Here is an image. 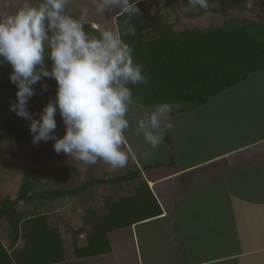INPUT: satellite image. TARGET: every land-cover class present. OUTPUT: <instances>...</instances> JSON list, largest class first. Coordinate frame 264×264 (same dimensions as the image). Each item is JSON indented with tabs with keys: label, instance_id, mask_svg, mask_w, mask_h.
I'll use <instances>...</instances> for the list:
<instances>
[{
	"label": "crops",
	"instance_id": "crops-1",
	"mask_svg": "<svg viewBox=\"0 0 264 264\" xmlns=\"http://www.w3.org/2000/svg\"><path fill=\"white\" fill-rule=\"evenodd\" d=\"M249 92L240 98H218L231 95L222 92L203 107L183 106L172 114L179 107L174 108L169 115L173 131L165 133L163 143L147 160L140 153L149 146L129 130L127 166L113 170L99 161L90 174L134 171L138 177L99 184L80 194L90 193L95 213L102 215L107 203L135 196L145 182L160 211L109 231L110 250L99 255L75 258L71 242L67 247L61 234L64 260L51 264H264V98H259L261 110L251 107L243 113L242 99L248 103L253 91ZM136 109L134 105L132 111ZM235 109L240 115L232 114ZM132 111L130 119L140 114ZM39 209L43 213L42 206ZM90 232L87 224L79 243ZM14 247L18 245L10 249Z\"/></svg>",
	"mask_w": 264,
	"mask_h": 264
},
{
	"label": "trees",
	"instance_id": "trees-1",
	"mask_svg": "<svg viewBox=\"0 0 264 264\" xmlns=\"http://www.w3.org/2000/svg\"><path fill=\"white\" fill-rule=\"evenodd\" d=\"M155 2H161L158 7ZM177 12L168 0H141L140 14L128 16L119 11L112 17L94 14L91 0H72V8L89 7L90 18L86 31L93 32L92 24H106L118 31L121 38L133 48V58L144 66L149 82L133 87L136 103L150 107L157 103L184 102L186 108L203 107L250 75L264 72V0H257L259 15L256 18L243 16L249 8L247 0H209L208 9L192 8L188 0H175ZM232 13L220 22L205 25H189L188 21L207 14ZM207 15V17H206ZM178 16L187 20L186 27H179ZM184 26V25H183ZM51 68V61H46ZM0 70L8 77L12 71L7 62L0 63ZM47 91H35L32 99H54L57 85L54 79L44 78ZM185 109H175L172 114ZM170 163V162H169ZM158 164V163H156ZM168 164V163H167ZM154 164H151L152 166ZM64 169L65 167L62 166ZM71 170L67 169L65 175ZM55 169H31L23 174L17 195L0 200V219L12 229L10 236L21 240L13 250L0 240V264H51L64 260V239L58 228L50 225L47 216L39 212L26 215L15 206L24 200H55L78 195L99 184L121 183L138 177V172L129 171L117 176H93L88 173L75 187H45L33 190L32 176H53ZM47 184V181H46ZM42 204H39V208ZM107 211L97 215L93 207L87 208L91 219V232L79 243L77 235L83 229L69 230L75 258L107 253L110 250L107 234L114 229L148 219L160 208L145 182L137 187L135 196H121L106 204ZM40 210V209H38Z\"/></svg>",
	"mask_w": 264,
	"mask_h": 264
},
{
	"label": "clouds",
	"instance_id": "clouds-1",
	"mask_svg": "<svg viewBox=\"0 0 264 264\" xmlns=\"http://www.w3.org/2000/svg\"><path fill=\"white\" fill-rule=\"evenodd\" d=\"M192 8L208 9L209 0H188ZM72 0H21L12 9L0 4V63L10 64L9 80L16 85V99L9 110L30 121L32 143L54 141L57 154L92 166L102 161L111 169L125 168L131 149L127 133L142 136L149 147L140 153L145 160L174 129L169 119L173 104L165 101L147 108L136 105L133 87L147 84L144 66L134 61L133 48L119 32L106 24L86 31L90 10H69ZM139 0H91L94 14L114 10L128 16L140 14ZM51 61V68L46 61ZM54 79L55 98L42 107L38 118L28 109L34 85ZM47 91L48 84H42ZM140 112L130 119L133 106ZM176 107H179L176 105ZM59 111L65 126L56 135Z\"/></svg>",
	"mask_w": 264,
	"mask_h": 264
},
{
	"label": "rangeland",
	"instance_id": "rangeland-1",
	"mask_svg": "<svg viewBox=\"0 0 264 264\" xmlns=\"http://www.w3.org/2000/svg\"><path fill=\"white\" fill-rule=\"evenodd\" d=\"M168 1L179 15L175 0ZM3 2L4 0H0V4ZM7 2L11 5L12 9H14L19 5L21 0H7ZM247 3L249 4V8L245 13H242V15L253 19L258 17L259 7L257 5V0H247ZM159 5H161V2L154 3L155 7H158ZM72 9L74 10V14H79L80 10L78 7H74ZM117 12L118 10H114L107 13L106 17L108 19L112 18ZM231 14L232 13L229 12L224 14H207L208 17L207 15L206 17L209 18L208 20L205 19V17H200L189 20L188 24H214L216 22H220ZM178 18L179 27L177 28L186 27L187 20L182 16H178ZM96 25L97 24L95 23L92 24L93 27ZM42 84H44L43 81L34 85L35 91H42ZM248 90L253 91V97L250 95L251 98L248 103L245 102V99H242V101H244L243 107L245 108L243 113H246V111L251 107L261 110L262 102L259 98H264V72L250 75L242 83L224 91L230 92L231 95H225L227 93H224L218 98H228L229 96H237L240 98V96L245 92L250 94ZM15 93L16 85L10 82L8 75L4 71L0 70V200L4 197L11 199L17 195L19 185L23 180V174L28 168L38 169L40 171L44 169H55L54 175L50 177L43 176L40 173L33 175L31 180L33 190L40 191L45 187L69 188L77 186L81 180L86 179L88 173H92V167H84L81 165V162L70 159L64 153L57 154L53 149L54 141L52 140H49L48 142H41L39 145H34L31 142L32 136L29 131L30 121L18 117L14 112L9 110L10 103L16 99ZM47 102L48 100L45 99L37 100L30 98L28 109L38 118L39 112ZM217 103L220 102L217 101ZM176 105L184 107L189 106V104L184 102H176L173 103V109L176 108ZM237 109L233 110L232 114H235V112L239 114L240 112ZM132 112H137V109ZM55 119L57 122V128L55 130L56 135L62 136L65 131V126L58 110ZM171 121L173 122L174 120L172 119ZM227 121L228 123L229 121L231 122L229 119ZM243 122L242 126L247 124ZM206 133L208 141L209 133L207 131ZM130 136L132 137L133 135ZM62 166H64L65 169ZM67 169H70L71 171L68 175H65L64 173ZM94 173L98 174L99 171L95 170ZM105 202L106 201H104V204ZM39 204H42V211L47 216L50 225L58 228L59 231L61 230V234L66 238L64 239L67 242V247L71 246V234L68 232L69 230L77 228H73L74 226L84 229L87 224H91V219L88 217V213L86 211L88 207H93V196L90 193H86L82 196L81 194H78L75 196L65 197L57 201L45 200L42 203L36 200H24L15 206V208L17 210H22L26 215H32L38 213ZM11 234L12 229L8 223H6L5 220L0 219V240L7 248H11V246H19L21 244V240H19V238H17V241L14 243L13 240H15L16 237L14 235L10 236ZM78 237L79 235H77V238Z\"/></svg>",
	"mask_w": 264,
	"mask_h": 264
}]
</instances>
